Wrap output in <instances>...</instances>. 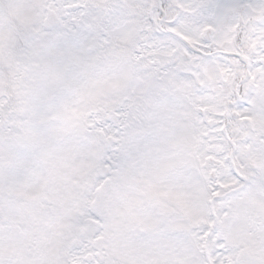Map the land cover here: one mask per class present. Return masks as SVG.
Segmentation results:
<instances>
[{
	"label": "snow or ice",
	"instance_id": "snow-or-ice-1",
	"mask_svg": "<svg viewBox=\"0 0 264 264\" xmlns=\"http://www.w3.org/2000/svg\"><path fill=\"white\" fill-rule=\"evenodd\" d=\"M0 264H264V0H0Z\"/></svg>",
	"mask_w": 264,
	"mask_h": 264
}]
</instances>
